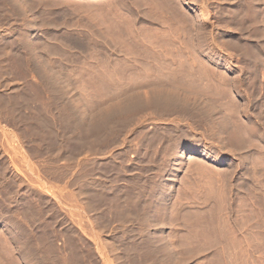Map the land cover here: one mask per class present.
Returning <instances> with one entry per match:
<instances>
[{
	"label": "rangeland",
	"instance_id": "rangeland-1",
	"mask_svg": "<svg viewBox=\"0 0 264 264\" xmlns=\"http://www.w3.org/2000/svg\"><path fill=\"white\" fill-rule=\"evenodd\" d=\"M0 264H264V0H0Z\"/></svg>",
	"mask_w": 264,
	"mask_h": 264
},
{
	"label": "bare ground",
	"instance_id": "bare-ground-1",
	"mask_svg": "<svg viewBox=\"0 0 264 264\" xmlns=\"http://www.w3.org/2000/svg\"><path fill=\"white\" fill-rule=\"evenodd\" d=\"M174 64V63H173ZM189 69V68H188ZM191 77V76H190ZM195 81V80H194ZM61 82V81H60ZM139 84V83H138ZM189 84V83H188ZM194 87V86H193ZM183 107V106H182ZM239 241V240H238Z\"/></svg>",
	"mask_w": 264,
	"mask_h": 264
}]
</instances>
